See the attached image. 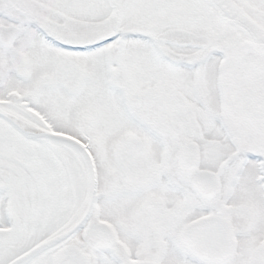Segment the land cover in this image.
<instances>
[{
  "label": "snow or ice",
  "instance_id": "snow-or-ice-1",
  "mask_svg": "<svg viewBox=\"0 0 264 264\" xmlns=\"http://www.w3.org/2000/svg\"><path fill=\"white\" fill-rule=\"evenodd\" d=\"M0 264H264V0H0Z\"/></svg>",
  "mask_w": 264,
  "mask_h": 264
}]
</instances>
